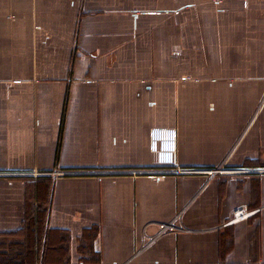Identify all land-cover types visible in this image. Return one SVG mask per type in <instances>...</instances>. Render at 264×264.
I'll return each mask as SVG.
<instances>
[{
  "label": "crops",
  "instance_id": "0c3cea01",
  "mask_svg": "<svg viewBox=\"0 0 264 264\" xmlns=\"http://www.w3.org/2000/svg\"><path fill=\"white\" fill-rule=\"evenodd\" d=\"M0 264H264V0H0Z\"/></svg>",
  "mask_w": 264,
  "mask_h": 264
},
{
  "label": "built area",
  "instance_id": "2783aa9c",
  "mask_svg": "<svg viewBox=\"0 0 264 264\" xmlns=\"http://www.w3.org/2000/svg\"><path fill=\"white\" fill-rule=\"evenodd\" d=\"M222 173V172H225L224 170H213V171H210L209 173L211 175H214V174H218V173ZM243 214V211H237L235 214H234V219L231 220L229 222V224L231 223H234L235 221H239V220H243L246 216H248L249 214L247 215H242ZM160 231H159V234H165V233H168V232H172L175 230V226L173 223H170V224H161L160 225Z\"/></svg>",
  "mask_w": 264,
  "mask_h": 264
}]
</instances>
